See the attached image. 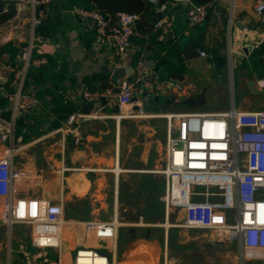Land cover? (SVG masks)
Listing matches in <instances>:
<instances>
[{
    "label": "crops",
    "instance_id": "crops-1",
    "mask_svg": "<svg viewBox=\"0 0 264 264\" xmlns=\"http://www.w3.org/2000/svg\"><path fill=\"white\" fill-rule=\"evenodd\" d=\"M256 3L215 0L212 14L196 27L189 26L186 3H169L167 14L180 59L165 68L153 43L147 42L138 57L135 43L124 57L108 48L97 49L91 23L79 17L75 0H52L39 6L32 0H1L0 86L10 89L19 52L33 37V17L44 13L43 24L49 19L54 31L45 38L47 63L33 69L26 82L27 92L40 100V106L15 119L14 133L6 141L0 128V158L9 147L18 149L13 165L23 176L16 197L62 203L66 227L60 252L37 251L30 226L9 229L0 221V264H73V254L81 248L105 252L112 264H264V254L258 259L242 257L239 244L215 233L175 227L184 213L167 215L166 183L160 173L166 123H157L158 118H120L102 100L84 99L85 92L113 88L110 79L116 68L130 66L135 72L137 63L145 60L159 88L156 96L136 97L148 114L264 112V72L251 64V55L264 43V23L254 10ZM188 44L208 56L188 65L183 57ZM246 47L252 50L245 53ZM97 76L107 79L92 82ZM249 80L257 82L261 94L250 91ZM6 106L0 94L1 117L11 122ZM84 111L97 117L82 124L83 145L76 147L70 135L64 139L56 131L69 113ZM113 220L120 226L112 242L96 239L82 225ZM203 232L209 234H199Z\"/></svg>",
    "mask_w": 264,
    "mask_h": 264
},
{
    "label": "built area",
    "instance_id": "built-area-1",
    "mask_svg": "<svg viewBox=\"0 0 264 264\" xmlns=\"http://www.w3.org/2000/svg\"><path fill=\"white\" fill-rule=\"evenodd\" d=\"M160 5L163 14L154 30L160 32L159 40H177L173 22L167 14L169 3H186L190 27L201 25L208 17L209 5L197 6L188 0H147ZM52 0H32L34 6L48 5ZM264 23V0H257L254 8ZM79 17L91 23L97 49L108 48L118 57L126 56L133 48L135 25L138 17L122 13L111 24L96 11L77 10ZM46 19L44 13L35 15L28 45L19 54L22 66L15 67L10 89L0 86V94L8 103L12 121L4 120L0 109L1 139L6 141L14 133L15 119L28 115L40 106V100L27 92L26 82L33 69L47 63L48 44L37 34ZM35 34V35H34ZM34 53L38 56H34ZM200 52V57H207ZM135 79L128 77L118 87L103 92H85L88 102L102 100L104 107H119L120 118L166 121L164 167L160 173L165 178L163 201L166 213L183 212L184 219L175 225L187 230L215 233L228 243L240 246L242 257L258 259L264 254V112L222 113H166L148 114L144 103L136 97L156 96L159 92L145 60L137 63ZM264 88V83L262 85ZM97 115L72 113L56 133L65 139L73 138L76 147L83 145L82 124ZM18 149L9 147L0 158V221L9 229L14 225L30 226L35 236L37 251L62 250L66 221L64 206L43 203L37 199L17 198L16 186L23 173L14 168L13 159ZM88 234L100 241L112 242L118 237L119 223L89 221L82 224ZM246 254V255H245ZM73 264H112L109 256L95 248H81L75 253Z\"/></svg>",
    "mask_w": 264,
    "mask_h": 264
},
{
    "label": "trees",
    "instance_id": "trees-1",
    "mask_svg": "<svg viewBox=\"0 0 264 264\" xmlns=\"http://www.w3.org/2000/svg\"><path fill=\"white\" fill-rule=\"evenodd\" d=\"M190 3L201 6L209 5L213 6L215 0H188ZM77 9L96 11L103 15L111 24H115L118 21V15L122 13L134 14L138 17L135 25V35L133 44L139 48L137 57L144 51L147 44L153 43L155 49L162 56L161 65L165 68L167 65L173 62V59H180V47L178 40L167 39L165 41L159 40L160 32L154 30V26L158 21V10L160 5H155L147 0H75ZM1 4V0H0ZM213 8V7H212ZM212 8L209 10L208 16L213 12ZM54 28L51 25L49 19L47 24H43L37 34L43 38L51 36ZM95 34H92V39L95 38ZM20 54V52H19ZM251 64L253 69L264 72V43L261 44L259 49L251 55ZM106 80L105 76H97L93 78L92 82L99 80ZM111 87L104 86L99 92H103ZM71 113L68 114V116ZM66 116L65 118H67Z\"/></svg>",
    "mask_w": 264,
    "mask_h": 264
},
{
    "label": "water",
    "instance_id": "water-1",
    "mask_svg": "<svg viewBox=\"0 0 264 264\" xmlns=\"http://www.w3.org/2000/svg\"><path fill=\"white\" fill-rule=\"evenodd\" d=\"M166 2H167L166 0L160 1L161 4H165ZM162 17H163V14L161 12H159L157 20L162 19ZM251 50H252V47L244 48L245 53H248ZM183 57H184L185 61L188 63V65H190L193 60L198 59L200 57V53L197 51V49L192 44H188L186 46L184 52H183ZM18 66L21 67L22 63L19 62ZM134 74H135V72L133 70V67H130V66L129 67H118L113 71V73L111 75L110 83L113 87L117 88L120 81H122L123 79L130 77ZM248 86H249L250 91L253 94H261L262 93L257 88V82L256 81L249 80ZM90 106H92V105H90ZM116 112L119 113V107L116 108ZM84 114L88 115L89 112L84 111Z\"/></svg>",
    "mask_w": 264,
    "mask_h": 264
},
{
    "label": "rangeland",
    "instance_id": "rangeland-1",
    "mask_svg": "<svg viewBox=\"0 0 264 264\" xmlns=\"http://www.w3.org/2000/svg\"><path fill=\"white\" fill-rule=\"evenodd\" d=\"M235 84H236V89H238V82L237 81H235ZM237 91V93H236V97H237V100L239 101L240 99H241V97H240V94H239V92H238V90H236ZM263 96V98H264V94L262 95ZM154 104H156V103H154ZM157 105V104H156ZM163 114H166V113H164V112H158L156 115H163ZM156 122L157 123H159V124H165L166 123V121L164 120V119H162V118H158L157 120H156ZM161 171V170H160ZM162 220L163 219H161V221L160 222H162ZM200 235H204V234H209V233H199ZM73 256L75 257V253L73 254Z\"/></svg>",
    "mask_w": 264,
    "mask_h": 264
},
{
    "label": "bare ground",
    "instance_id": "bare-ground-1",
    "mask_svg": "<svg viewBox=\"0 0 264 264\" xmlns=\"http://www.w3.org/2000/svg\"><path fill=\"white\" fill-rule=\"evenodd\" d=\"M119 171H120V170L118 169L116 173H118ZM166 227H168V226H166Z\"/></svg>",
    "mask_w": 264,
    "mask_h": 264
}]
</instances>
